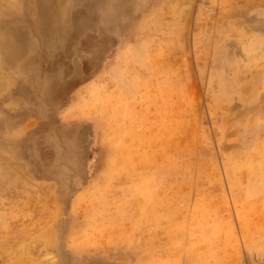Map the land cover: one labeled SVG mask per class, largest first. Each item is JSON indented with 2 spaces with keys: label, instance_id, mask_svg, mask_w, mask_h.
<instances>
[{
  "label": "rangeland",
  "instance_id": "obj_1",
  "mask_svg": "<svg viewBox=\"0 0 264 264\" xmlns=\"http://www.w3.org/2000/svg\"><path fill=\"white\" fill-rule=\"evenodd\" d=\"M0 264H264V0H0Z\"/></svg>",
  "mask_w": 264,
  "mask_h": 264
}]
</instances>
